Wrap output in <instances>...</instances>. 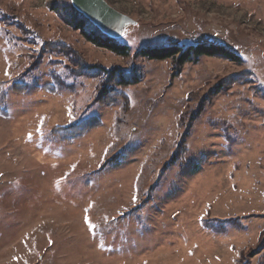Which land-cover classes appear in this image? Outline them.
Wrapping results in <instances>:
<instances>
[{"label":"rangeland","instance_id":"1","mask_svg":"<svg viewBox=\"0 0 264 264\" xmlns=\"http://www.w3.org/2000/svg\"><path fill=\"white\" fill-rule=\"evenodd\" d=\"M56 1L0 0V264H264V0H105L134 21L139 45L213 43L242 58L179 70L92 46L49 10ZM30 30L88 64L138 69L129 112L95 105L93 80L43 89L66 59L39 52ZM27 70L30 89L14 92ZM242 70L250 84L210 96ZM78 108L101 125L52 139ZM205 218L247 228L215 234Z\"/></svg>","mask_w":264,"mask_h":264},{"label":"trees","instance_id":"2","mask_svg":"<svg viewBox=\"0 0 264 264\" xmlns=\"http://www.w3.org/2000/svg\"><path fill=\"white\" fill-rule=\"evenodd\" d=\"M56 17L65 25L76 30L80 36L89 44L96 48L104 49L116 56L126 58L130 55L133 57H140L147 61H166L170 60L174 67L179 70L186 64L197 63L200 58H216L231 62L234 64H241L242 58L232 50L218 44L213 43H200L188 45H139L136 43L134 33L129 32V28H135L136 24L125 27L121 35L116 37V34H106L97 29L91 24L83 15L78 13L71 5L69 0H58L49 6ZM17 23V22H14ZM31 32V30H30ZM29 41L34 42L38 46V51L44 54L63 56L66 62L63 64L64 75L59 76V73H53L54 83L46 84L43 89L49 92H57L64 87H74L79 80H93L96 82L97 92L94 97V104L99 107H112L121 105L123 112L128 113L131 107L130 100L126 94V90L132 85H136L141 81V75L138 69L132 66L129 69H122L119 67L105 68L98 65H91L73 50V48L63 41H42L37 34L32 31ZM146 42V41H145ZM139 45V46H138ZM37 51V52H38ZM40 55V53H39ZM40 58V56H39ZM38 58V59H39ZM29 71L27 70L21 76V80L14 82L12 85L13 91L16 93H25L31 87ZM252 82V73L247 70L231 75L230 77L220 80L216 87L212 90L210 96H217L220 93L228 92L235 86L247 85ZM81 108L77 111L80 112V118L70 126H58L50 132L52 139H60L64 143H72L85 137L86 133L98 128L101 124L99 118L93 114H87ZM199 109L195 115L200 113ZM76 111V110H75ZM226 140L233 141L234 137L226 131ZM186 152V148L179 146L176 148L173 157L170 159L169 164H175L180 157ZM168 164L164 166V169ZM246 218H231V219H210L205 218L201 221L203 228L215 234H225L228 230L237 229L244 230L247 224L244 223ZM264 240V239H263ZM259 246H264V241ZM259 248L255 250L257 254ZM254 254V255H255ZM251 255V254H249ZM248 254H241L238 262L239 264L248 263Z\"/></svg>","mask_w":264,"mask_h":264},{"label":"water","instance_id":"3","mask_svg":"<svg viewBox=\"0 0 264 264\" xmlns=\"http://www.w3.org/2000/svg\"><path fill=\"white\" fill-rule=\"evenodd\" d=\"M72 7L83 15L93 26L106 34L121 35L125 27L134 21L116 11L105 0H69Z\"/></svg>","mask_w":264,"mask_h":264},{"label":"snow or ice","instance_id":"4","mask_svg":"<svg viewBox=\"0 0 264 264\" xmlns=\"http://www.w3.org/2000/svg\"><path fill=\"white\" fill-rule=\"evenodd\" d=\"M29 139H31V135H29ZM136 197H133V200L135 201ZM86 222H87V218H86ZM94 227V225H93Z\"/></svg>","mask_w":264,"mask_h":264}]
</instances>
